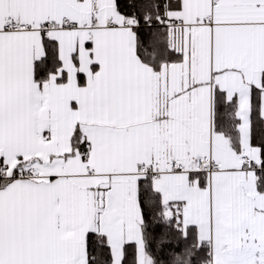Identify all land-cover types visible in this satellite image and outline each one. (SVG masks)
I'll use <instances>...</instances> for the list:
<instances>
[{"label":"snow or ice","instance_id":"6c2138e0","mask_svg":"<svg viewBox=\"0 0 264 264\" xmlns=\"http://www.w3.org/2000/svg\"><path fill=\"white\" fill-rule=\"evenodd\" d=\"M0 264H264V0H0Z\"/></svg>","mask_w":264,"mask_h":264}]
</instances>
